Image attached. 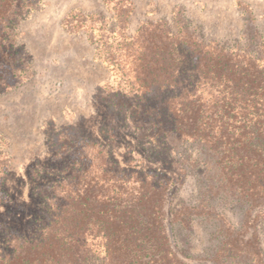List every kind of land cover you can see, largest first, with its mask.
I'll list each match as a JSON object with an SVG mask.
<instances>
[{"label": "rangeland", "instance_id": "obj_1", "mask_svg": "<svg viewBox=\"0 0 264 264\" xmlns=\"http://www.w3.org/2000/svg\"><path fill=\"white\" fill-rule=\"evenodd\" d=\"M173 11H183L205 37L242 46L253 35L250 24L259 31L253 42L264 43V0H42L20 21L8 47L19 55L6 57L11 71L0 69V169L9 195L0 205V242L9 230L33 227L42 202L61 196L73 175H99L102 150L111 169L154 170L174 179L172 208L199 205L213 183L207 203L212 213L192 215L176 228V243L188 260L264 264L261 208L224 189L218 173L204 169L195 144H180L171 155L166 143L152 140L143 109L154 100L137 101L128 63L107 62L131 60L133 43L126 36L149 20L172 22ZM80 14L88 15L84 23ZM13 70L16 82L7 87L1 75ZM136 107L141 130L132 127Z\"/></svg>", "mask_w": 264, "mask_h": 264}, {"label": "trees", "instance_id": "obj_2", "mask_svg": "<svg viewBox=\"0 0 264 264\" xmlns=\"http://www.w3.org/2000/svg\"><path fill=\"white\" fill-rule=\"evenodd\" d=\"M41 1L0 0V69L11 71L6 57L13 61L19 51L8 47L20 21ZM173 12L172 22L149 20L126 36L133 43L131 60L107 62L128 63L137 101L154 100L143 109L152 140L166 143L171 155L180 144H195L204 169L217 172L224 189L264 213V43L253 42L259 31L249 24L253 35L234 46L198 34L183 11ZM80 16L84 23L88 15ZM11 73L1 75L7 87L16 82ZM134 111L132 127L141 130L139 108ZM99 154V175H73L61 196L42 202L33 227L8 231L0 242V264H203L188 260L175 232L192 215L212 213L207 203L213 183L205 186L207 197L199 205L172 208L174 179L154 170H114ZM179 170L185 174L184 167ZM5 173L0 169V205L9 202Z\"/></svg>", "mask_w": 264, "mask_h": 264}]
</instances>
